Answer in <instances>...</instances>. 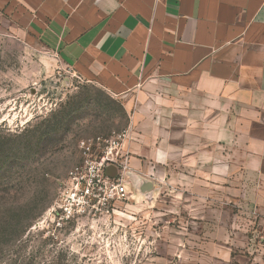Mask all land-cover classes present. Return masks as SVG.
Instances as JSON below:
<instances>
[{
    "label": "rangeland",
    "instance_id": "1",
    "mask_svg": "<svg viewBox=\"0 0 264 264\" xmlns=\"http://www.w3.org/2000/svg\"><path fill=\"white\" fill-rule=\"evenodd\" d=\"M127 92L36 47L0 58V264H264V168L230 100L213 120L191 91ZM111 138L112 165L85 166L81 142L98 163Z\"/></svg>",
    "mask_w": 264,
    "mask_h": 264
},
{
    "label": "crops",
    "instance_id": "2",
    "mask_svg": "<svg viewBox=\"0 0 264 264\" xmlns=\"http://www.w3.org/2000/svg\"><path fill=\"white\" fill-rule=\"evenodd\" d=\"M33 47L113 97L142 79L213 120L230 100L231 135L264 168V0H0V58Z\"/></svg>",
    "mask_w": 264,
    "mask_h": 264
},
{
    "label": "built area",
    "instance_id": "3",
    "mask_svg": "<svg viewBox=\"0 0 264 264\" xmlns=\"http://www.w3.org/2000/svg\"><path fill=\"white\" fill-rule=\"evenodd\" d=\"M106 142H107L106 147L103 150H100V152H98L101 155L98 163L93 162L91 160L93 155H94V153H93V151L91 149V142L90 141H82L81 142V147H82V149L84 151V160L83 161H84V165L85 166H91L92 164H96L98 167H102L105 163H106L107 167L112 165L111 164L112 163V157L114 155V151L117 149V147L119 145V142H118L117 139H114V138H111L109 141H106ZM98 151H99V149H98ZM99 182L103 183L104 181L100 180ZM99 182H98V184H99ZM91 183H93V181L89 180V184H91ZM93 190H95V188H93ZM84 198H86V197H81V198L78 199V201L81 200L82 204H86V205H87L89 200H90V202H91V200H92V202L96 201L95 199L91 198V195H89L87 197L88 201H84ZM92 206H94V204L89 205V207H92ZM94 207H92V208H94Z\"/></svg>",
    "mask_w": 264,
    "mask_h": 264
},
{
    "label": "flooded vegetation",
    "instance_id": "4",
    "mask_svg": "<svg viewBox=\"0 0 264 264\" xmlns=\"http://www.w3.org/2000/svg\"><path fill=\"white\" fill-rule=\"evenodd\" d=\"M92 207H94V206H92Z\"/></svg>",
    "mask_w": 264,
    "mask_h": 264
}]
</instances>
